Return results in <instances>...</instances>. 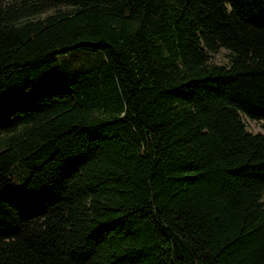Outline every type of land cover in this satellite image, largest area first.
Listing matches in <instances>:
<instances>
[{"label": "trees", "instance_id": "1", "mask_svg": "<svg viewBox=\"0 0 264 264\" xmlns=\"http://www.w3.org/2000/svg\"><path fill=\"white\" fill-rule=\"evenodd\" d=\"M0 264H264V0H0Z\"/></svg>", "mask_w": 264, "mask_h": 264}, {"label": "rangeland", "instance_id": "2", "mask_svg": "<svg viewBox=\"0 0 264 264\" xmlns=\"http://www.w3.org/2000/svg\"><path fill=\"white\" fill-rule=\"evenodd\" d=\"M225 50L219 49L217 53L214 54L213 60L216 63H223L225 62ZM91 58V54L79 52L72 56L62 57L63 60H68L71 67L76 66H84L86 65ZM70 67L68 65H63L61 68H56L48 71L42 76V83L38 88H36L33 91V96L37 94H44L48 91H55V90H62L64 88V85L67 84L71 79V73H70ZM57 72H59L57 74ZM57 77V78H56ZM246 130L252 133L255 132H261L262 128L259 124V122H247L245 121ZM8 192V190L6 189ZM15 197L17 199L20 198L19 194L14 193Z\"/></svg>", "mask_w": 264, "mask_h": 264}]
</instances>
